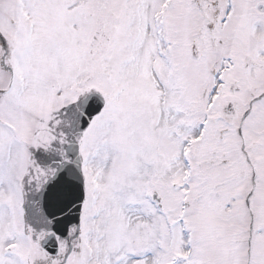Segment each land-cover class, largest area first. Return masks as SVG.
I'll use <instances>...</instances> for the list:
<instances>
[{
  "label": "snow or ice",
  "instance_id": "1",
  "mask_svg": "<svg viewBox=\"0 0 264 264\" xmlns=\"http://www.w3.org/2000/svg\"><path fill=\"white\" fill-rule=\"evenodd\" d=\"M0 264H264V0H0Z\"/></svg>",
  "mask_w": 264,
  "mask_h": 264
}]
</instances>
